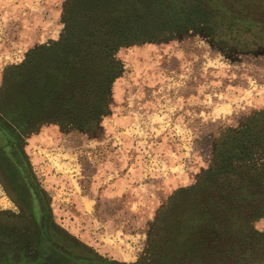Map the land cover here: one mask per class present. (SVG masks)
Returning <instances> with one entry per match:
<instances>
[{"label": "rangeland", "instance_id": "374dc122", "mask_svg": "<svg viewBox=\"0 0 264 264\" xmlns=\"http://www.w3.org/2000/svg\"><path fill=\"white\" fill-rule=\"evenodd\" d=\"M65 3L0 0V86L32 49L61 39ZM115 58L123 72L97 131L45 123L16 140L48 229L69 247L137 264L158 211L211 164L218 128L264 109V47L224 51L200 26ZM18 211L0 186V213ZM254 227L264 232V218ZM12 259L0 264L24 263Z\"/></svg>", "mask_w": 264, "mask_h": 264}, {"label": "trees", "instance_id": "16d2710c", "mask_svg": "<svg viewBox=\"0 0 264 264\" xmlns=\"http://www.w3.org/2000/svg\"><path fill=\"white\" fill-rule=\"evenodd\" d=\"M63 21L60 40L32 49L4 73L0 165L23 161L18 132L45 123L97 131L123 72L115 58L120 48L200 26L224 51L264 47V0H66ZM212 150L195 184L176 190L156 214L137 264H264V232L254 227L264 218V109L236 127L218 128ZM24 218L0 213V258L122 264L78 242L69 247L45 219L39 225Z\"/></svg>", "mask_w": 264, "mask_h": 264}, {"label": "flooded vegetation", "instance_id": "af4514ba", "mask_svg": "<svg viewBox=\"0 0 264 264\" xmlns=\"http://www.w3.org/2000/svg\"><path fill=\"white\" fill-rule=\"evenodd\" d=\"M21 162L23 163V161H16L15 165H11L5 161L0 165V186L19 210L14 213L18 215L17 217H21V219L28 217L42 225V221L45 219L42 200L33 182H30L25 174L26 171ZM14 217L16 218V216Z\"/></svg>", "mask_w": 264, "mask_h": 264}]
</instances>
